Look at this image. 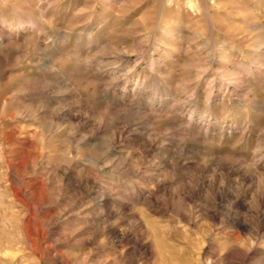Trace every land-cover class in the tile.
Returning <instances> with one entry per match:
<instances>
[{
    "label": "rangeland",
    "instance_id": "1",
    "mask_svg": "<svg viewBox=\"0 0 264 264\" xmlns=\"http://www.w3.org/2000/svg\"><path fill=\"white\" fill-rule=\"evenodd\" d=\"M0 264H264V0H0Z\"/></svg>",
    "mask_w": 264,
    "mask_h": 264
}]
</instances>
